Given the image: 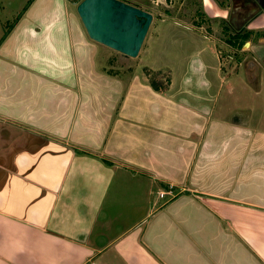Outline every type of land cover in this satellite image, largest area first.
Returning a JSON list of instances; mask_svg holds the SVG:
<instances>
[{
	"label": "crops",
	"instance_id": "0c3cea01",
	"mask_svg": "<svg viewBox=\"0 0 264 264\" xmlns=\"http://www.w3.org/2000/svg\"><path fill=\"white\" fill-rule=\"evenodd\" d=\"M53 2L29 20L24 13L0 42V264H248L228 256L238 238L255 254L252 264H264V211L256 210L264 207L232 198L224 215L201 199V178L191 180L196 160L217 151L211 110L178 101L171 87L155 90L134 69L128 81L116 79L123 94L106 133L79 127L78 36L67 0ZM225 123L229 134L250 125ZM227 138L221 142L231 148ZM144 178L177 196L156 206L146 197L144 214ZM188 198L199 208L187 207ZM208 213L218 219L209 243ZM127 216L135 218L127 224Z\"/></svg>",
	"mask_w": 264,
	"mask_h": 264
},
{
	"label": "rangeland",
	"instance_id": "374dc122",
	"mask_svg": "<svg viewBox=\"0 0 264 264\" xmlns=\"http://www.w3.org/2000/svg\"><path fill=\"white\" fill-rule=\"evenodd\" d=\"M124 1L149 11L154 16L137 57L126 56L93 40L77 11L80 2L67 0V18L70 23L68 27L78 36L80 67L78 63L76 71L78 79L84 81L79 88V127L89 134L103 136L106 133L117 111L119 97L123 94L119 96L116 91L118 76L128 81L133 76L134 69L144 78L147 69L165 72L171 80L166 92L171 87V94L178 101L191 105L194 109L207 112L211 110L212 119L216 118L214 126L215 122L219 124L213 137L218 146L217 151L197 159L191 173V180L198 176L201 178L199 190L205 192L201 193V199L209 207L223 210L219 212L224 215H229L224 210L231 204L227 199L233 198L237 201L240 198L264 207V11L243 27V31L252 32L247 40L250 45L244 47L246 41L238 48L228 42L232 32L229 28L232 0ZM56 5L53 0H0V42L9 36L24 13L26 20H29L43 7L54 8ZM54 12L55 9H52L50 15ZM246 63L253 65L249 70L252 80L243 71ZM86 82L91 83V86L85 85ZM231 117L242 122L250 121V125L243 128L242 133L240 130L238 133L229 134L225 130V121ZM212 122L213 120L208 123L209 131ZM220 128L224 134H221ZM232 136L233 145L226 148L221 139L228 137V143ZM131 187L133 188L132 185H126L124 191L127 195L132 191ZM160 188L164 187L155 183L150 186L146 178L143 179L144 214L151 206L146 197H150L153 206L171 201L170 195L159 197ZM177 192L178 189H175L174 193ZM176 196L177 194L172 197ZM188 201L187 207L191 204L193 208H199L195 204L199 203L196 198H188ZM185 204L186 201L181 202L182 206H186ZM203 217L206 222V242L215 241L214 222L217 218L213 220L209 213ZM134 218L127 216L126 223ZM152 218L149 215L143 224ZM199 221L198 216L197 222ZM258 221L260 219L255 217L253 223ZM219 223L224 233L231 234L230 224L225 219L219 220ZM220 238L225 239L223 234ZM253 239L257 238L253 236ZM245 240L238 238L240 244L234 249L235 254L228 249V256H244L247 257V263L252 264V257L256 256L249 251ZM225 248L217 247L220 252ZM218 256L222 255L218 253Z\"/></svg>",
	"mask_w": 264,
	"mask_h": 264
},
{
	"label": "water",
	"instance_id": "95a60500",
	"mask_svg": "<svg viewBox=\"0 0 264 264\" xmlns=\"http://www.w3.org/2000/svg\"><path fill=\"white\" fill-rule=\"evenodd\" d=\"M77 11L93 40L130 57L139 54L154 18L124 0H82ZM249 45L247 41L244 47Z\"/></svg>",
	"mask_w": 264,
	"mask_h": 264
},
{
	"label": "flooded vegetation",
	"instance_id": "af4514ba",
	"mask_svg": "<svg viewBox=\"0 0 264 264\" xmlns=\"http://www.w3.org/2000/svg\"><path fill=\"white\" fill-rule=\"evenodd\" d=\"M263 3L264 0H232V13L229 19V23L231 25L229 28L232 29L230 34L236 35L247 32V30L243 31V27L249 24L254 17L262 15L261 13H263L264 7H262L261 4ZM231 19H233L234 23H231ZM241 25L242 27H240ZM251 67L253 68V65L250 66V64L248 65V63H246L243 68V71L246 72L247 77L250 80H252V75L249 72Z\"/></svg>",
	"mask_w": 264,
	"mask_h": 264
},
{
	"label": "trees",
	"instance_id": "16d2710c",
	"mask_svg": "<svg viewBox=\"0 0 264 264\" xmlns=\"http://www.w3.org/2000/svg\"><path fill=\"white\" fill-rule=\"evenodd\" d=\"M74 2H81L82 0H71ZM251 31L245 33H239L236 35L230 34L228 42L235 47L241 48L242 44L246 42L251 36ZM146 78L152 85V87L157 91H166L171 83L170 76L165 72L156 71L153 69H147Z\"/></svg>",
	"mask_w": 264,
	"mask_h": 264
},
{
	"label": "built area",
	"instance_id": "2783aa9c",
	"mask_svg": "<svg viewBox=\"0 0 264 264\" xmlns=\"http://www.w3.org/2000/svg\"><path fill=\"white\" fill-rule=\"evenodd\" d=\"M158 195H159L160 198H164L167 195L174 196L175 194H174V188H173V186H169L167 188V190L166 189H163V190L158 191Z\"/></svg>",
	"mask_w": 264,
	"mask_h": 264
}]
</instances>
